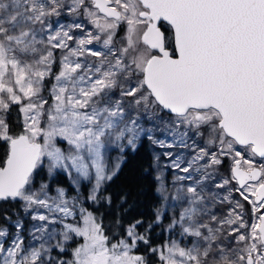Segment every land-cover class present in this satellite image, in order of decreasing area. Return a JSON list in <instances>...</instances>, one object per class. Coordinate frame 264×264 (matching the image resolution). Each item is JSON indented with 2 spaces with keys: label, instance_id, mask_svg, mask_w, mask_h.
I'll return each instance as SVG.
<instances>
[{
  "label": "snow or ice",
  "instance_id": "1",
  "mask_svg": "<svg viewBox=\"0 0 264 264\" xmlns=\"http://www.w3.org/2000/svg\"><path fill=\"white\" fill-rule=\"evenodd\" d=\"M145 142L153 219L106 223ZM0 145V264H264V0H0Z\"/></svg>",
  "mask_w": 264,
  "mask_h": 264
},
{
  "label": "trees",
  "instance_id": "2",
  "mask_svg": "<svg viewBox=\"0 0 264 264\" xmlns=\"http://www.w3.org/2000/svg\"><path fill=\"white\" fill-rule=\"evenodd\" d=\"M124 30L125 28L122 25L118 30L117 38H122ZM10 119L15 127L18 119V112L15 107ZM152 151L153 149L145 142L135 152L128 151L126 153V160L118 176L107 186V193L112 196L113 203L111 206H101V211L104 212L106 217V223L114 221L117 216L125 225L136 219H142L145 223L153 219V210L158 206L159 198L155 192L157 187V181L154 179L155 173L149 168L152 162ZM5 156L6 149L3 145H0V164L3 163ZM59 183L65 186L68 185V181L63 175L60 176ZM245 207L247 208L248 205H245ZM226 208L227 206H225V210ZM13 209L19 211V204L0 203V225H8L11 229V225L4 219V215L7 211V214L12 216L13 220L16 219L12 214ZM22 215L23 213H21ZM151 238L153 244H161L167 236L161 228L157 227L151 233ZM138 251H144V246L141 245Z\"/></svg>",
  "mask_w": 264,
  "mask_h": 264
},
{
  "label": "rangeland",
  "instance_id": "3",
  "mask_svg": "<svg viewBox=\"0 0 264 264\" xmlns=\"http://www.w3.org/2000/svg\"><path fill=\"white\" fill-rule=\"evenodd\" d=\"M74 19H75L74 17H69V16L62 15L60 17V22L67 24V23H71ZM81 19H83V18L81 17ZM88 27L91 28L92 26L88 25ZM76 34L79 35V33H76ZM124 35H125V32H124ZM124 35L122 36V38H117L116 37V43H117L118 46L123 42ZM95 47H99V46L96 45ZM153 150L158 152V153L159 152H163V151H168V149H159V148H156V149H153ZM181 151H184L187 154L188 150L184 149V150H181ZM161 162L162 163H167V160L165 159V157L161 156ZM164 171H165V180L170 182L174 178L175 173L173 171H171V170H168V169H165ZM164 223L167 224V219L164 221ZM166 236H167V234H166Z\"/></svg>",
  "mask_w": 264,
  "mask_h": 264
}]
</instances>
